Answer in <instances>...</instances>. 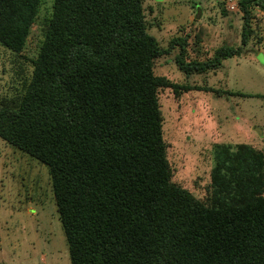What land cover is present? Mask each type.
<instances>
[{"label":"trees","instance_id":"trees-1","mask_svg":"<svg viewBox=\"0 0 264 264\" xmlns=\"http://www.w3.org/2000/svg\"><path fill=\"white\" fill-rule=\"evenodd\" d=\"M251 1L264 9L240 2L243 44ZM41 4L0 0V42L20 51ZM142 4L55 0L30 81L0 102V136L49 167L71 264H264L263 151L218 145L212 206L171 182L157 92L191 87L154 73L170 48ZM240 51L176 61L189 75Z\"/></svg>","mask_w":264,"mask_h":264},{"label":"rangeland","instance_id":"rangeland-1","mask_svg":"<svg viewBox=\"0 0 264 264\" xmlns=\"http://www.w3.org/2000/svg\"><path fill=\"white\" fill-rule=\"evenodd\" d=\"M55 0H42L24 47L0 42V102L30 81ZM242 0H142L147 31L163 48L153 71L173 87L157 92L171 182L212 206L218 145L248 144L264 152V9L250 2L247 44ZM182 44L185 45L182 49ZM240 47L216 69L186 74L176 61L207 60L221 46ZM0 259L5 264H71L49 167L0 136Z\"/></svg>","mask_w":264,"mask_h":264}]
</instances>
